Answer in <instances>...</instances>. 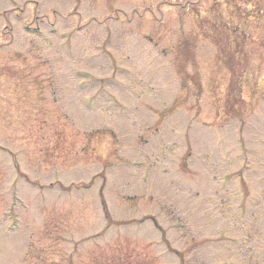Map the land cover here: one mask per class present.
<instances>
[{
  "label": "rangeland",
  "instance_id": "rangeland-1",
  "mask_svg": "<svg viewBox=\"0 0 264 264\" xmlns=\"http://www.w3.org/2000/svg\"><path fill=\"white\" fill-rule=\"evenodd\" d=\"M0 264H264V0H0Z\"/></svg>",
  "mask_w": 264,
  "mask_h": 264
},
{
  "label": "flooded vegetation",
  "instance_id": "flooded-vegetation-1",
  "mask_svg": "<svg viewBox=\"0 0 264 264\" xmlns=\"http://www.w3.org/2000/svg\"><path fill=\"white\" fill-rule=\"evenodd\" d=\"M210 1V0H209ZM225 6H228L226 3L224 4ZM235 7H238V6H235Z\"/></svg>",
  "mask_w": 264,
  "mask_h": 264
}]
</instances>
